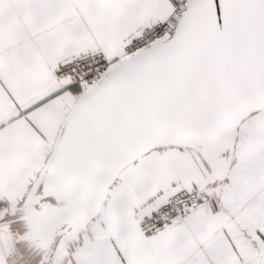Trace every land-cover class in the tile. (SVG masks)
I'll return each instance as SVG.
<instances>
[{
  "label": "snow or ice",
  "instance_id": "6c2138e0",
  "mask_svg": "<svg viewBox=\"0 0 264 264\" xmlns=\"http://www.w3.org/2000/svg\"><path fill=\"white\" fill-rule=\"evenodd\" d=\"M264 264V0H0V264Z\"/></svg>",
  "mask_w": 264,
  "mask_h": 264
},
{
  "label": "water",
  "instance_id": "95a60500",
  "mask_svg": "<svg viewBox=\"0 0 264 264\" xmlns=\"http://www.w3.org/2000/svg\"><path fill=\"white\" fill-rule=\"evenodd\" d=\"M19 247L21 249V252L23 253V256L15 257V261L20 260L21 262L19 264H39L40 255L38 252L30 250L24 245H20Z\"/></svg>",
  "mask_w": 264,
  "mask_h": 264
},
{
  "label": "rangeland",
  "instance_id": "374dc122",
  "mask_svg": "<svg viewBox=\"0 0 264 264\" xmlns=\"http://www.w3.org/2000/svg\"><path fill=\"white\" fill-rule=\"evenodd\" d=\"M16 261H17V260H16ZM16 261H15V262H16ZM17 262H18V263H17ZM17 262H16L15 264H19L21 261H20V260H18Z\"/></svg>",
  "mask_w": 264,
  "mask_h": 264
}]
</instances>
